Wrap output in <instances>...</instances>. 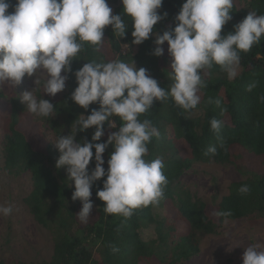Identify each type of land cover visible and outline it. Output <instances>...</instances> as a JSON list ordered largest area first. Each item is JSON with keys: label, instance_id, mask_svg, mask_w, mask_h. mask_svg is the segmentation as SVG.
Wrapping results in <instances>:
<instances>
[{"label": "trees", "instance_id": "trees-1", "mask_svg": "<svg viewBox=\"0 0 264 264\" xmlns=\"http://www.w3.org/2000/svg\"><path fill=\"white\" fill-rule=\"evenodd\" d=\"M7 2L12 5L9 11H13L16 0ZM107 2L113 14L122 15L128 23L126 38L119 40L108 26L100 51L86 43L85 50L73 62L64 95L49 96L43 93V85L37 91V98L42 96L56 108L51 116L40 117L53 131L55 140L60 134H70L72 124L80 115L88 116L93 109H99V104L94 103L85 110L71 99L78 86L74 73L87 61L134 60L137 68L147 69L161 88L171 83L167 76L171 71L169 45L166 42L163 45V56L153 55L155 33L174 29L175 17L186 0H164L159 13L162 16L167 13L166 18L154 26L153 35L139 46L132 44L131 19L124 14L121 0ZM253 10L264 14V0H234L232 20L223 27L221 35L234 33L235 26ZM123 44L130 45L126 52ZM240 55L241 72L233 80H229L218 65L205 73L206 87L200 93L201 101L196 109L185 112L169 98L166 103L154 102L153 108L140 117L151 120L160 131V137L153 138L148 145L146 158L163 157V171L169 183L164 199L157 206L138 208L127 219L104 212L105 202L97 197V191L103 188L101 180L92 188L97 208L92 210L87 224L81 223L76 215L82 203L72 200L74 182L69 181L66 167H56L58 149L47 140L37 145L41 135L28 136L24 124L30 120L38 130L36 119L17 98L9 99L10 112L2 126L5 170L15 177H31L32 190L24 203L37 224L50 233L54 244L50 261L38 264H181L196 257L201 251V237L217 234L225 221L245 219L253 225L264 222V102L260 99L264 97V37L250 51ZM253 82L257 86L248 91V85ZM5 96L1 90L0 100ZM209 97L220 99L221 107L209 105ZM213 118L223 122L219 134L211 129ZM115 119L119 127V118ZM118 127L110 129L105 124L101 141H92L95 128L79 132L76 141L103 143ZM221 140L225 148L219 147ZM212 145L217 146V154L205 155ZM113 151L110 146L104 154L106 171ZM249 159L257 162L261 172L230 185L228 195L216 205L192 195L181 180L196 164L249 166ZM94 167L93 159L90 171ZM244 185L250 188L248 193L239 191ZM217 212H231V215L217 216ZM110 244L119 248V252L114 253ZM0 264L27 263L0 260Z\"/></svg>", "mask_w": 264, "mask_h": 264}, {"label": "clouds", "instance_id": "clouds-1", "mask_svg": "<svg viewBox=\"0 0 264 264\" xmlns=\"http://www.w3.org/2000/svg\"><path fill=\"white\" fill-rule=\"evenodd\" d=\"M121 2L124 14L131 19L132 44L137 46L147 41L154 26L167 16L159 13L164 0ZM11 7L7 0H0V85L16 87L26 76H35L37 87L46 75L43 93L52 97L65 90L72 64L86 43L99 52L108 26L119 40L126 38L129 27L122 15L113 14L107 0H16L13 11H9ZM233 7L234 0H186L175 17L174 29L155 33L153 55L163 56V45H169L171 71L167 76L171 83L167 88H161L147 69H138L134 60H91L74 73L78 86L71 99L85 110L99 104L98 110L74 121L70 134H60L54 142L60 153L56 167L67 168L68 179L75 187L72 200L82 203L76 215L81 223L89 221L94 207L92 188L101 180L103 188L97 191V197L105 202L103 210L109 215L127 219L136 209L157 206L164 199L169 181L163 171V157L146 158L148 145L161 134L151 120L140 117L153 108L154 102L166 103L169 98L185 112L196 109L206 87L205 73L216 65L229 80L236 78L240 53L250 51L264 37V14L251 11L235 26L234 33L222 36L223 27L232 20ZM129 48L128 44L122 45V49ZM256 86V82L250 83L247 90ZM35 91L36 88L25 91L20 96L21 103L35 116H51L56 108L42 96L37 98ZM260 99L264 102V97ZM207 103L221 107L220 99L209 97ZM115 118H119V127ZM105 124L110 129L118 127L109 133L106 142L76 141L79 132L91 128H95L92 141H101ZM210 124L219 134L223 122L213 118ZM110 146L114 151L106 171L104 154ZM219 147L225 148L222 140ZM204 154L215 156L217 146H210ZM93 159L95 167L90 171ZM239 191L248 193L250 188L244 185ZM13 210L11 204L0 205V216H9ZM216 215L227 217L231 212ZM109 247L114 253L119 252L114 245ZM242 261L264 264V250L260 245H250L245 248Z\"/></svg>", "mask_w": 264, "mask_h": 264}, {"label": "rangeland", "instance_id": "rangeland-1", "mask_svg": "<svg viewBox=\"0 0 264 264\" xmlns=\"http://www.w3.org/2000/svg\"><path fill=\"white\" fill-rule=\"evenodd\" d=\"M123 51L126 52L127 49ZM240 72L241 67L237 76ZM35 79V76L31 78L26 76L16 87L0 85V91L6 95L0 100V205L14 206L11 215L0 216V260L8 263L21 261L38 264L50 261L53 255L54 244L50 233L37 224L24 203L32 190L31 177L29 175L15 177L9 174L5 170L3 156L2 126L10 112L9 99L17 98L20 101V96L25 91H33L35 88L36 95L46 75L41 77L42 82L37 87ZM66 92L67 82L65 90L56 96L64 95ZM33 119H36L38 130L29 120L24 124L28 136L32 138L41 135L38 137L39 146L47 141L54 144L55 136L49 125L38 116L33 115ZM248 165H220L214 162L196 164L181 180L192 195L210 205H216L228 195L230 185L261 172L256 161L249 159ZM91 200L95 210L97 207L93 197ZM147 235L145 234L146 237ZM250 245H260L264 250V222L253 225L245 219L225 221L217 234L201 237V251L196 257L181 264H243L244 250Z\"/></svg>", "mask_w": 264, "mask_h": 264}]
</instances>
